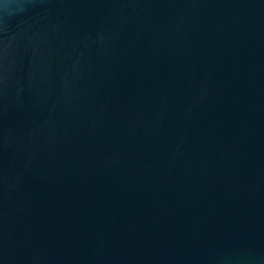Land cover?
<instances>
[{"label": "water", "instance_id": "water-1", "mask_svg": "<svg viewBox=\"0 0 264 264\" xmlns=\"http://www.w3.org/2000/svg\"><path fill=\"white\" fill-rule=\"evenodd\" d=\"M0 264H264V0H0Z\"/></svg>", "mask_w": 264, "mask_h": 264}]
</instances>
